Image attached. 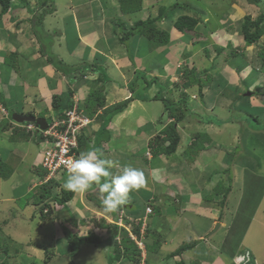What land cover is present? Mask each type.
Here are the masks:
<instances>
[{
    "label": "crops",
    "instance_id": "1",
    "mask_svg": "<svg viewBox=\"0 0 264 264\" xmlns=\"http://www.w3.org/2000/svg\"><path fill=\"white\" fill-rule=\"evenodd\" d=\"M17 1H22L21 6L16 0H10L6 12L1 13L0 6L1 225L11 224L10 215L23 221L30 216L36 217L37 227L41 228L37 206L50 202L49 205H54L57 210L63 206L57 212L59 219L69 220L61 231L68 233L76 229L80 236L86 232L87 236L101 235L104 243H114L116 247V228L110 223L115 212L104 211L98 188L93 186L86 192H74L71 198L58 203L60 195H56V191H67L62 187L67 172L59 171L46 180L41 167L46 138L36 131L27 132L25 123H17L13 118V114L34 115L45 117L50 123L54 118H62L60 114L72 107L75 96L84 105L90 91L96 90L100 91L102 105L97 103L96 111L89 116L91 122L81 133L82 146L78 147V153L98 148L105 158L142 169L148 177L149 190L133 191L129 203L123 206L140 227L143 226L140 219L147 217L142 241L154 258L149 256L147 260V255L139 254L141 258H136L137 264H165L164 257L168 254L173 264L181 260L176 261L173 256L185 258L186 255L195 259V264H209L212 258L217 259V264H233L236 254L242 256L244 251L254 264H264V252L259 262L260 256L253 251V236L249 245L240 238L235 242L236 246L226 237L228 246L221 250L218 246L215 251L210 247L209 239L202 241L204 236L220 227L224 232L230 226L234 228L240 208L234 209L228 203L233 193L231 184L240 182L242 191L246 178L249 179L246 175L256 180L260 176L254 162L239 166L234 160L230 161L231 154L242 142L229 131L228 123L233 122L231 117L219 122L225 112L230 114L233 108L237 110L240 106L238 95L246 97L245 93L252 90L249 83L255 84L259 91L251 94V102L243 98V104L255 111L264 104L261 100L264 95L258 96L264 89V75H254L245 82V79H239L235 66L224 67L227 60L223 55L224 48H239V43L244 41L239 35V22L244 16H240L239 9L228 3L221 4L219 0ZM42 2L49 6L47 12H43ZM180 15L194 18L197 23L192 29L188 26L178 28L175 22ZM48 18L53 19L50 27L56 23L68 26L55 41L48 38L44 43L42 34ZM230 40L235 45H230ZM54 48L65 51L66 57L56 53ZM205 59L211 60L209 65ZM218 62L223 63L218 66ZM74 63L79 65L75 67ZM187 71L193 73L190 79L185 76ZM209 71L216 74H208ZM53 97L60 98L61 104L69 107L64 109L62 105L61 108L54 105ZM253 98L256 99L254 103ZM123 101L127 103L118 106ZM177 106L180 112L175 115H182L178 120L172 114ZM237 111L254 116L244 110ZM170 127L179 136L173 152L169 151L173 141L167 134ZM221 161L227 163L221 166ZM218 163L220 166L215 165ZM111 171L116 172L115 169ZM41 179L51 186L40 185ZM222 181L226 183L223 186ZM219 184L221 190L215 192ZM52 188L55 189L53 195H48ZM208 191H212L214 199L206 202L204 195ZM223 195H226L225 202L219 205L218 200ZM24 198L22 206H18L17 202ZM147 206L152 209L148 216L145 215ZM52 217L47 218L46 227H50L47 229L53 234L57 225ZM161 218L166 226H174L178 236L169 238L165 232L162 236L164 244L159 238V248L153 250L147 243H153L155 227L152 228V224ZM18 222L12 225L22 230L24 225ZM181 222L187 227L184 233L177 230ZM122 235L120 232L119 236ZM121 240L123 243V237ZM168 242H174L176 249L198 242L200 254L191 256L193 248L187 247L181 254L171 253L173 250L160 255L165 249L162 245L167 246ZM237 246L238 250L230 255L228 251ZM115 250L110 257L111 264H135L133 258L126 256L123 258L127 261L123 263ZM102 251H105L104 245Z\"/></svg>",
    "mask_w": 264,
    "mask_h": 264
},
{
    "label": "rangeland",
    "instance_id": "2",
    "mask_svg": "<svg viewBox=\"0 0 264 264\" xmlns=\"http://www.w3.org/2000/svg\"><path fill=\"white\" fill-rule=\"evenodd\" d=\"M247 1L246 0H224V1L219 0V2H221V4L222 3L223 4L228 3V4H231V6L238 8L239 12H240L239 13L240 16L250 14L251 17L255 18L261 10H264V0H258L257 4L250 3V1H248V2ZM234 2H236V3H234ZM16 3L21 6L22 1L16 0ZM12 6H14V3ZM217 9H219V8H217ZM71 22H72V20H71ZM52 24H53V19L51 20V18H48V23L45 24L44 29H43V34H42L43 35L42 40L44 41V43L47 41L48 38L55 41L56 37L59 36L60 32H62L68 26V25H64L62 23H60V24L56 23L55 25L50 27V25H52ZM236 24L238 25L237 22L234 23V25H236ZM36 26L40 28V26L38 24ZM48 28H50V29H48ZM30 30H32V27H30ZM239 31H240V27H239ZM66 34L70 35V33H66ZM67 37H69V36H67ZM74 38L78 39V37H76V35L74 36ZM222 42H224V41H222ZM263 42H264V34L260 37L258 42L255 43L256 45H254V44L249 45V44H246L245 41H241L239 43L241 45L239 48L233 47L230 49H226V47H225L224 48L225 51L223 50L224 51L223 55L227 56V58H226L227 60L224 63V65H225L224 67L233 68L235 66V68H236L235 71L238 72L237 75L239 76V79H241V80L245 79V82H248L249 80L253 79L254 75L259 74V75L263 76L264 75V65H262V59L264 58V43ZM229 44L235 45L234 41H232V40H230ZM54 51H56V53H59L63 57H66L65 51H62L59 48H54ZM257 54H258V56H257ZM204 61L207 63L206 65H209V63L211 62V60H206V59ZM221 63H223V62H218V66ZM245 64H248V65H245ZM78 65H79L78 63H74L75 67H77ZM70 67H71L70 70H73V67L72 66H70ZM195 68H197V66ZM84 69H86V68H84ZM184 70H185V67H184ZM209 72L210 73H208V74H212V75L216 74V72H214V71H209ZM197 73L203 74V72H197ZM217 73H219V71H217ZM78 76L81 77V75H75V77H78ZM185 76L187 79H190V77L193 76V73L187 71ZM235 80L236 79H233L232 81H235ZM84 82L87 85V80H84ZM241 82H244V81H241ZM249 84L251 85L250 89H252V90H248V92H250V96L254 91H259V88L255 87V84H253V83H249ZM240 88H242V87L239 86V89ZM161 93L163 94L164 92L161 91ZM261 94L264 95V89L261 90V92L258 94V96H260ZM250 96L243 97V96L238 95V102L240 103V106H237V110H239V109L244 110V111L250 112V114L254 113V114H252V115H254L253 117H250V116L246 115L245 113H239L237 110L235 111L233 108L232 111L230 112V114H227V112H225L227 114V116L225 117L226 114H223V116H221V118H220V120H222V121H219V122L222 123L224 121H227V118L231 117V120H233V122L228 123L229 128H230L229 131H230V133L234 132L236 134V136L239 138V141H241L243 144V145L238 144L239 146L236 148V150L233 151V154H231L230 161L234 160L235 163L238 164L239 166L241 163H244L245 166H248L250 164V162L251 163L254 162L255 164H257L256 170H258L257 174H259L260 176L257 178V180L254 177H250L248 180V183H254L256 180L257 183H256V185L252 186V191L253 190H256V191L261 190V193L259 195V198H261V199L258 202H256L255 204H252L253 202H251V205H250L249 204L250 203L249 198H251L252 195L248 191L246 186L244 185L242 191H240V189H239V188H241L240 182H234L233 184H231V186H233V190H232L233 193L231 195V201H228V203L231 204V206H234V209H236L238 207L240 208V211L238 212L237 216L234 219V221H235L234 222V228H232L233 226H230L229 228H227V231L224 232L223 227H220V228L218 227L219 229L212 232L210 235L207 234L206 236H204L202 241H205V239H209L210 240L209 241L210 247H213V250L215 251V249L218 246H220L219 250L226 248L228 246V241H227L228 239L231 240V242H230L231 244H235V246H236L235 242L238 239L243 238V243L245 242L244 244L249 245V239L253 236L251 239L252 244H253L252 245L253 251H255L260 256L258 260H259V262H261L262 254L264 252V114L262 115V113L264 111H261V110L264 109V104H262V106H260L261 108H256V111H255V108H251L248 104H246V103L243 104V102H244L243 98L244 99L246 98L247 101L251 102ZM75 99L77 101V105L83 107L81 104V99L78 96H75ZM261 100L264 101V99L262 97H261ZM255 101H256V99L254 100V98H253L252 103H254ZM225 110H227V107H225ZM222 117H225V118H222ZM232 125H234V126H232ZM85 127H87V125ZM33 128H34V126H33ZM33 128H29L30 131ZM247 131L249 132V136H247ZM78 143H79V141L77 138V144ZM235 147H236V145H235ZM238 161H239V163H237ZM12 162H15V160ZM225 163H227V162L221 161L220 165L224 166L223 164H225ZM215 165L220 166L219 163L215 164ZM227 167H230V166L227 165ZM230 169H232V168H230ZM249 171L252 172V170H249ZM246 172H248V171H246ZM246 176H248V175H246ZM221 183L223 186L225 181H222ZM40 185H43L46 188L51 186L50 183H48L42 179H41ZM60 186H61V184H60ZM222 186H221V184H219L217 189H215V192H219L221 190ZM58 188L60 190L62 189V187L61 188L58 187ZM3 190H5V188H3ZM35 191H37L36 188H35ZM52 191L54 192L55 189L52 188L50 191V194H48V195H53ZM211 192L212 191H208L206 193V195H204V197H205L204 199L206 202L210 199H214V196ZM56 195H61V193L56 191ZM24 201H25V198L21 201L19 200L17 202L18 206L21 207L22 206L21 202H24ZM40 205L37 206L38 210L40 209L39 210L40 213L37 214V218H38V220L40 219L39 224L41 225V228L37 227V221L35 219L36 217H30V216L25 217L24 218L25 221H23L22 219L19 220L17 217L15 219L14 216L10 215V217L12 218L11 224L6 223V224L1 225V223H0V242L5 243L7 248H8L6 253H3L0 250V263L1 262H6V264H111L112 263V260L110 257L112 256L111 254H113L114 249L117 248V247H114V245H113L114 243H110V242L104 243V239H102V236L94 234V233H92V234L99 237V239L101 241L92 242V243L86 242V241H81L79 243V241H78L79 237L87 236V234H86L87 232L84 233L86 235L82 234L80 236V235H77L78 232H76V229H75V231H69L68 233L61 231L62 227H66V224H65L66 221H69V220L59 219L57 217V214H55L54 217H52L51 214L47 215L46 218L40 217V216H43V213L41 212L42 208L40 207ZM62 207L63 206H60L58 209L62 210ZM49 213H54V211H50ZM250 215L252 218H249ZM49 217H52L53 222L56 223V225H57V228L56 229L54 228L55 233H53V234L51 233V231H49L47 229L50 227H48V226L46 227V223L48 221L47 218H49ZM124 217H125V214L123 215V220H124ZM52 220H50V221H52ZM50 221H49V223H52ZM6 222H7V218H6ZM17 222L22 226L24 225L23 226L24 228L22 230L18 226L12 225V223H17ZM155 222L152 224V228L155 227L154 230H152L154 232L153 233L154 236L153 237L151 236L154 241L156 239V243H155V246L153 247V250H156L159 248L158 247L159 238H161L160 241L163 242L162 236H165L166 233H167L169 238L178 236L177 234L174 233V226H172V225L166 226L165 223L163 222L162 218H161V221H158V223H155ZM149 223H151V221H149ZM246 223H247V225H246ZM142 225L144 226V222L142 223ZM216 225H215V227H216ZM4 226H7V229H5ZM157 226L159 227V230H158ZM215 227H214V229H215ZM94 229L96 230V228H94ZM186 229H187V227H186V225L184 226V222H181L177 226V230L180 233L181 232L184 233V231ZM188 229H190V228H188ZM95 230H94V232H95ZM231 230H233V231H231ZM121 234H124V235L118 236L119 237L118 239L114 236V241H116L119 246L120 245L125 246L126 242L122 243L121 239H122V237H123V239L125 237H127L125 235H128L129 238H130V236H129V234H127V233L125 234V232H122V231H121ZM226 237H227V240H226ZM142 240H144V239L142 238ZM70 242L71 243L74 242L77 245L76 253L74 256H71L69 254L71 251L70 250L71 249V247H70L71 243ZM211 242H212V244H211ZM197 243L194 242L191 246L193 248V253L191 252V256H193V257H195V255H192V254H200V250H198V248L196 246ZM117 244H116V246H117ZM127 244H128V242H127ZM163 244H164V242H163ZM103 245L105 247V251H102ZM166 245H167V243H166ZM174 245H175L174 242H171V243L168 242L167 246L162 245V248H165V249L162 250L160 255L163 253H166L168 251L170 253L173 250L174 251L171 253L174 254L176 252V250H175L176 246H174ZM127 247H129V246H127ZM166 247H172V248L167 249ZM238 247L239 246H237L235 250L228 251V252H230L229 254L231 255L235 251H237ZM177 252H179V250ZM100 253H101V255H98ZM120 253H121V251L117 250V254H120ZM143 253H144V255H147V260L149 259V256L151 259L154 258V255L148 251V248L147 249L145 248V244H143V246L141 247L140 255L142 256ZM123 255L124 254H122L121 256H117V258L123 260V263H125L127 260H125V258H123ZM140 255L137 256L138 259L141 258ZM253 256L257 257V255H254V254H253ZM173 258L176 261L181 259V260H183V262L185 264H195L197 262V261H195V259H193L187 255L185 258L184 257L181 258L179 256H173ZM209 259H210V257H209ZM166 260L171 264H173V262H174L169 254H168V256L164 257V261H163V262H165V264H169L168 262H166ZM251 260H252L251 264H254L255 261L253 259H251ZM210 261L211 262L209 264H217V259L213 260V258H212V259H210ZM175 264H177V262ZM202 264H207V263H202Z\"/></svg>",
    "mask_w": 264,
    "mask_h": 264
},
{
    "label": "clouds",
    "instance_id": "3",
    "mask_svg": "<svg viewBox=\"0 0 264 264\" xmlns=\"http://www.w3.org/2000/svg\"><path fill=\"white\" fill-rule=\"evenodd\" d=\"M23 122L25 123L24 128L27 132L36 131L41 137L43 129L36 125L35 122L18 121L17 123ZM28 123H31L34 126L31 131L26 127ZM112 169L116 170L115 174L111 171ZM93 186H96L102 194L104 211L106 213L115 212V215L110 222L116 228L114 236L118 237L119 233L121 231L123 232V230L128 234L132 233L131 227L133 222H135V218L128 214L123 206H126L129 203L130 195L133 191H139L141 189L149 190L148 177L145 172L142 169L135 168L131 165H121L118 161L105 158L104 153L101 150L98 148H92L80 152L77 158H74L69 162L67 166V177L62 187L71 192H86L93 188ZM40 207L42 208L41 212L45 216L44 218L50 214L55 216L57 212L61 211H58L54 205L41 204ZM147 207H145L146 216L152 212L150 207L151 211L147 212ZM120 210H122V225H117L114 221L119 215ZM50 211H54L55 214L53 215V213H49ZM124 214L125 217L123 220ZM145 218L146 221L145 219H140L142 223L144 222V226H141L142 228L147 224V217ZM136 239L138 240L137 237ZM142 243L144 244L143 241ZM140 251L141 250H139V254ZM241 254L242 256L236 254L233 258V264H246L250 261V257H248L245 252H242Z\"/></svg>",
    "mask_w": 264,
    "mask_h": 264
},
{
    "label": "trees",
    "instance_id": "4",
    "mask_svg": "<svg viewBox=\"0 0 264 264\" xmlns=\"http://www.w3.org/2000/svg\"><path fill=\"white\" fill-rule=\"evenodd\" d=\"M248 1H250V3H254V4H257L258 3V0H248ZM9 3H10V0H0L1 13L7 11L8 7H9ZM45 5H46V2H42V6L45 7V8H43V12H47L48 11L47 9H48L49 6H45ZM196 23H197V20L196 19L191 18V17L186 16V15H182V16L180 15L177 18V20L175 22V25L178 28H183L184 26H188L189 29H192L193 26ZM239 27H240V36H241L242 40H244L246 44H249V45L254 44V45H256L255 43H257L258 40L260 39V37L264 34V10H261L259 12V14L255 18L251 17L250 14L244 15L243 18L241 19V21L239 22ZM257 56H258V54H257ZM6 61L8 62L9 60L7 59ZM262 65H264V58L262 59ZM99 92H96V90H91L90 93L88 94L89 95L88 98L86 99L87 101H85V104L82 105L83 106V109L85 110V112L87 113L88 116H91V115L94 114V112L97 109V103H99V105H102V102L100 101V98H99V94H100ZM52 103L54 105H58L59 108H61V105H62V107L64 106L63 104H61V99L60 98H54L53 97V102ZM126 103H127V101H123V102L119 103L118 106L125 105ZM67 107H69V105L68 106H64L63 108L66 109ZM179 108L180 107H178V106L175 107L174 108L175 111L172 112L173 116H175L177 120L182 117V115H175V113H177V112L179 113L180 112V109ZM112 109L114 110V107H112ZM106 110H103V111H106ZM60 115L62 117H64L63 112ZM82 131L80 132V134L78 136V141H79L78 146L79 147L82 146V145H80V141L82 139L81 138ZM167 134L170 135L172 137V139H173V141L169 145L170 146L169 147L170 148L169 151L170 152H173L176 144L179 141V136H178V134L176 133V131L172 127L169 128V130L167 131ZM85 144H86V141H85ZM248 177L250 178L251 176L248 175ZM248 180L249 179L246 178V184H245V186H246V188L248 189V191L252 195V197L249 198V201H250L249 204L251 205V202H253L252 204H255L256 202H258L261 199V198H259V195L261 193V190H259V191L253 190L252 191V186H254V184L253 183H248ZM227 190H228V188H227ZM44 192L46 193V190H44ZM73 194H74V192H71V191H66V192L61 193L60 198L57 199L58 200V203L65 202L66 200H68L69 198H71ZM225 199H226V195H223L218 200V204L219 205L224 204ZM46 204L49 205V203H45V205ZM145 230H146V226L144 228H142V227H140L139 224L137 225V224H135V222H133L132 227H131V231H132V233L138 239H141L143 237V235L145 233ZM124 232H125V230H124ZM125 234H126V232H125ZM126 236L127 237H125L123 239V242H126L125 246H121V245L119 246V245H117L116 246L117 248H116L115 252L117 254V250L121 251V253L120 254H117V256H121L122 254H124L123 257L126 256L127 258L128 257H130L131 259L133 258L134 259L133 262H135V264H137L138 261H136V258L139 255V249H138L135 241L131 240L128 237V235H126ZM79 240L80 241L91 242V243L92 242H98L99 241L94 235L85 236V237L79 238ZM127 242H128V244H127ZM155 243H156V240L153 241V243L152 242L149 243V244L147 243V245H149V247L152 245L151 246V249H153V247L155 246ZM193 243L194 242H192L190 244H186V245L184 244V246H180L178 249H176V252L174 254H181V252L183 250H185L187 247L188 248L191 247ZM127 246H129V247H127ZM70 247H71V249H70L71 251H70L69 254L71 256H74L75 253H76V247H77V245L74 242H72ZM0 250L3 253H6L7 252L8 248H7V246H6L5 243L0 242ZM178 250H179V252H177ZM251 259L252 258L250 257V261L247 262L246 264H251L252 263V260ZM0 264H6V262H1ZM177 264H185V263L183 262V260H179L177 262Z\"/></svg>",
    "mask_w": 264,
    "mask_h": 264
},
{
    "label": "built area",
    "instance_id": "5",
    "mask_svg": "<svg viewBox=\"0 0 264 264\" xmlns=\"http://www.w3.org/2000/svg\"><path fill=\"white\" fill-rule=\"evenodd\" d=\"M90 122L84 111L78 107L76 99L71 108L64 112V117L60 119H52L51 124L42 134L46 136V145L42 152V167L47 172V178L57 174L59 171H67L69 162L77 158L75 152L77 147V138L80 131ZM27 129L33 128L31 123L26 125ZM150 212L149 207L146 208ZM114 221L117 225H122V210ZM146 221V218H144ZM130 239L135 241L139 250L143 246L141 240H137L132 233L129 234ZM118 239V237H116Z\"/></svg>",
    "mask_w": 264,
    "mask_h": 264
},
{
    "label": "water",
    "instance_id": "6",
    "mask_svg": "<svg viewBox=\"0 0 264 264\" xmlns=\"http://www.w3.org/2000/svg\"><path fill=\"white\" fill-rule=\"evenodd\" d=\"M246 96H250V92L245 93ZM13 118L16 121L22 122V121H33L38 125L41 129H45L47 126V121L45 117H36L34 115L28 116V115H19V114H13ZM217 226V225H216Z\"/></svg>",
    "mask_w": 264,
    "mask_h": 264
},
{
    "label": "bare ground",
    "instance_id": "7",
    "mask_svg": "<svg viewBox=\"0 0 264 264\" xmlns=\"http://www.w3.org/2000/svg\"><path fill=\"white\" fill-rule=\"evenodd\" d=\"M87 5H88V4H87ZM191 31H192V30H191ZM107 72H108V71H107ZM107 74H108V73H107ZM182 77H183V76H182ZM135 98H136V97H135ZM78 107H79V106H78ZM79 108H80V107H79ZM86 116L90 119V117H89L87 114H86ZM62 118H63V117H62ZM51 122H52V121H51ZM51 122H50V123H47V126H46L45 129H47V127L51 124ZM90 122H91V119H90ZM90 122L87 124V126L90 124ZM98 124H100V123H98ZM84 128H85V127H84ZM84 128H83V129H84ZM45 129H43V131H44ZM83 129H82V130H83ZM82 130H81V131H82ZM43 131H42V132H43ZM81 131H80V132H81ZM79 134H80V133H79ZM42 135H43V134H42ZM43 136H44V135H43ZM44 137L46 138V136H44ZM78 147H79V146H78V144H77V147H76V149H75V152H76V154L79 156V153H78V150H77ZM41 161H42V160H41ZM41 167H42V164H41ZM42 169L45 171V178H46V180L50 179L52 176H50V177L47 178L48 175H47L46 170H45L43 167H42ZM66 172H67V171H66ZM196 252H197V251H196ZM226 264H227V263H226Z\"/></svg>",
    "mask_w": 264,
    "mask_h": 264
}]
</instances>
